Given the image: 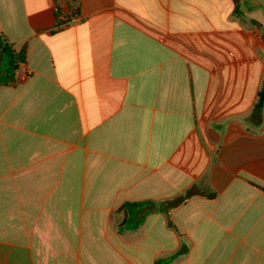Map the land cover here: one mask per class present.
<instances>
[{
    "label": "crops",
    "instance_id": "crops-1",
    "mask_svg": "<svg viewBox=\"0 0 264 264\" xmlns=\"http://www.w3.org/2000/svg\"><path fill=\"white\" fill-rule=\"evenodd\" d=\"M0 33L26 50L0 84V264H155L181 236L172 264H264V0H0Z\"/></svg>",
    "mask_w": 264,
    "mask_h": 264
},
{
    "label": "trees",
    "instance_id": "trees-1",
    "mask_svg": "<svg viewBox=\"0 0 264 264\" xmlns=\"http://www.w3.org/2000/svg\"><path fill=\"white\" fill-rule=\"evenodd\" d=\"M236 13L238 15H242L238 6H236ZM0 55H2V63L0 67V84H11L15 82V72L18 69L19 65L26 62V50L22 49L21 51L17 52L8 39L0 33ZM264 107V81L260 92L258 94V99L254 108L256 114H260L261 110ZM197 197V192L191 188L186 190L184 193L180 194L179 196L168 199L159 204L158 210L166 211L168 209H176L186 203L189 199ZM207 199H213L215 194H203L201 196ZM151 206H155L150 202H139V203H126L121 208L120 211L123 210H136V211H144V214L150 213V210H147ZM142 217L139 220V223L135 225V229L139 228V225L142 223ZM181 241L183 243L181 249L176 253L170 255L169 257L159 258L155 264H172L177 259L186 256L188 251L191 247V242L187 237L181 236Z\"/></svg>",
    "mask_w": 264,
    "mask_h": 264
},
{
    "label": "built area",
    "instance_id": "built-area-1",
    "mask_svg": "<svg viewBox=\"0 0 264 264\" xmlns=\"http://www.w3.org/2000/svg\"><path fill=\"white\" fill-rule=\"evenodd\" d=\"M81 18L80 11L77 8H70L69 12H63L59 15V21L66 24H73Z\"/></svg>",
    "mask_w": 264,
    "mask_h": 264
},
{
    "label": "water",
    "instance_id": "water-1",
    "mask_svg": "<svg viewBox=\"0 0 264 264\" xmlns=\"http://www.w3.org/2000/svg\"><path fill=\"white\" fill-rule=\"evenodd\" d=\"M1 63H2V55H0V67H1Z\"/></svg>",
    "mask_w": 264,
    "mask_h": 264
}]
</instances>
